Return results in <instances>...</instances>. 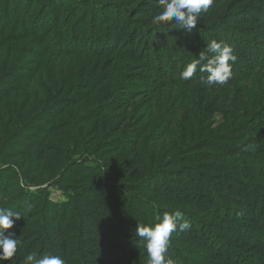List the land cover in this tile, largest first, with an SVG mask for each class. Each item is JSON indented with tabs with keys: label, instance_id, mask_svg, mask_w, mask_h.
Returning <instances> with one entry per match:
<instances>
[{
	"label": "trees",
	"instance_id": "obj_1",
	"mask_svg": "<svg viewBox=\"0 0 264 264\" xmlns=\"http://www.w3.org/2000/svg\"><path fill=\"white\" fill-rule=\"evenodd\" d=\"M159 11L0 0V207L21 214L3 264H147L135 230L174 210L176 264H264V0H217L190 33ZM213 39L235 47L231 79L183 80Z\"/></svg>",
	"mask_w": 264,
	"mask_h": 264
},
{
	"label": "clouds",
	"instance_id": "obj_2",
	"mask_svg": "<svg viewBox=\"0 0 264 264\" xmlns=\"http://www.w3.org/2000/svg\"><path fill=\"white\" fill-rule=\"evenodd\" d=\"M162 11L157 12L152 19L155 25L175 22L179 29L192 32L196 28L201 15L207 12L217 0H158ZM207 51L200 52L197 59L186 65L181 73L183 80H189L194 74L207 73L201 76V83L208 87L225 85L232 77V64L237 60L235 47L224 41L211 40ZM30 210V209H29ZM20 213L0 207V264L12 260L19 250L21 241L15 238V233L5 231L12 229ZM190 222L184 218L180 210L165 212L162 218L154 224H138L136 236L144 244L147 251V264H176L168 255L173 234H179L190 229ZM25 264H65V261L53 254L37 258L35 253L26 257Z\"/></svg>",
	"mask_w": 264,
	"mask_h": 264
},
{
	"label": "rangeland",
	"instance_id": "obj_3",
	"mask_svg": "<svg viewBox=\"0 0 264 264\" xmlns=\"http://www.w3.org/2000/svg\"><path fill=\"white\" fill-rule=\"evenodd\" d=\"M241 84H245V81H242V83ZM178 96H182V95H179L178 94ZM223 114H217L216 115V117H215V119H214V123H215V125H217V124H219L220 122H222L223 121ZM48 184H46L45 186H47ZM48 189H49V191H50V195H51V198L53 199V200H56V201H62V200H65L66 199V197H65V195H64V193L61 191V190H59V189H57L56 187H48Z\"/></svg>",
	"mask_w": 264,
	"mask_h": 264
}]
</instances>
